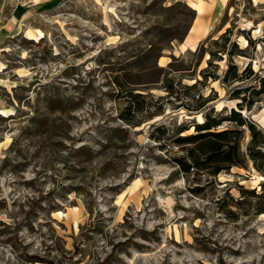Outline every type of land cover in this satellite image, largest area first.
Listing matches in <instances>:
<instances>
[{"label":"rangeland","instance_id":"374dc122","mask_svg":"<svg viewBox=\"0 0 264 264\" xmlns=\"http://www.w3.org/2000/svg\"><path fill=\"white\" fill-rule=\"evenodd\" d=\"M263 79L264 3L0 0V264H264Z\"/></svg>","mask_w":264,"mask_h":264},{"label":"trees","instance_id":"16d2710c","mask_svg":"<svg viewBox=\"0 0 264 264\" xmlns=\"http://www.w3.org/2000/svg\"><path fill=\"white\" fill-rule=\"evenodd\" d=\"M264 80V79H263ZM233 115L234 116H236V117H238V118H236V119H234L235 121H238V123L240 124V113H237V112H233ZM249 127L250 128H252V126L251 125H249ZM197 128L198 129H200V130H202V131H206L205 133H200L201 134V136L202 137H204V136H207V135H209V136H212V137H215V138H218V137H220L222 134H224V133H211V132H208V130H210L211 129V127H208L207 125H205V123H203V124H199L198 126H197ZM212 149V148H211ZM227 153H226V157H227Z\"/></svg>","mask_w":264,"mask_h":264},{"label":"bare ground","instance_id":"6f19581e","mask_svg":"<svg viewBox=\"0 0 264 264\" xmlns=\"http://www.w3.org/2000/svg\"><path fill=\"white\" fill-rule=\"evenodd\" d=\"M256 1H257V0H253V3H256ZM192 5H193L192 7H193V9H194L195 11H198V12L200 11V5H201L200 1L195 2V3H193ZM247 25H248V24H247ZM210 32H211V31H210ZM210 32H208V33H210ZM38 35H39V36H42V33H41V32H38ZM190 41L193 42L192 39H190ZM196 42H197V41H196ZM194 43H195V42H194ZM243 45H245V44H243ZM193 47H194V44L191 46V48H193Z\"/></svg>","mask_w":264,"mask_h":264},{"label":"crops","instance_id":"0c3cea01","mask_svg":"<svg viewBox=\"0 0 264 264\" xmlns=\"http://www.w3.org/2000/svg\"><path fill=\"white\" fill-rule=\"evenodd\" d=\"M9 1H14V0H9ZM251 2H253V0H251ZM256 3H264V0H257ZM256 3H254V4H256ZM221 9H222V4H220L219 6H217L215 12L219 15Z\"/></svg>","mask_w":264,"mask_h":264}]
</instances>
